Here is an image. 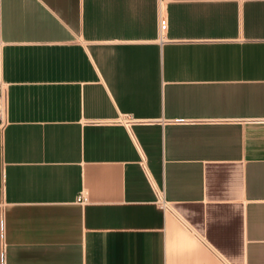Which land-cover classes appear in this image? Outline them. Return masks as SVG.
I'll list each match as a JSON object with an SVG mask.
<instances>
[{
	"label": "crops",
	"instance_id": "1",
	"mask_svg": "<svg viewBox=\"0 0 264 264\" xmlns=\"http://www.w3.org/2000/svg\"><path fill=\"white\" fill-rule=\"evenodd\" d=\"M0 66V264H264V0H0Z\"/></svg>",
	"mask_w": 264,
	"mask_h": 264
},
{
	"label": "built area",
	"instance_id": "2",
	"mask_svg": "<svg viewBox=\"0 0 264 264\" xmlns=\"http://www.w3.org/2000/svg\"><path fill=\"white\" fill-rule=\"evenodd\" d=\"M6 97H7V85L2 80L1 66H0V101L3 107L5 106ZM127 121L130 122L131 119H127Z\"/></svg>",
	"mask_w": 264,
	"mask_h": 264
}]
</instances>
